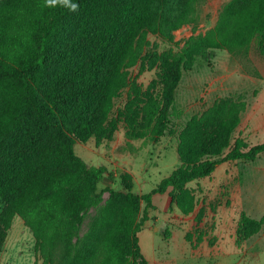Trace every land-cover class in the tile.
Instances as JSON below:
<instances>
[{
  "label": "trees",
  "instance_id": "1",
  "mask_svg": "<svg viewBox=\"0 0 264 264\" xmlns=\"http://www.w3.org/2000/svg\"><path fill=\"white\" fill-rule=\"evenodd\" d=\"M194 12V0H0V251L17 215L43 264H149L137 232L154 193L170 188L169 205L188 215L197 203L190 181L211 175L220 163L264 153V141L248 146L238 136L231 143L246 104L229 96L182 125L179 164L150 192L135 193L127 172L119 174L122 191L98 190L106 167L89 166L74 151L75 141L111 140L119 124L128 138L156 142L174 132L175 89L195 57L244 51L254 39L264 52V0H227L215 24L189 35L177 50H159L149 40L151 34L172 43L173 32ZM147 71L154 76L143 84L138 77ZM123 92L125 101L115 108ZM90 209L96 213L81 233ZM263 224L264 215L241 212L235 244ZM193 228L202 239V228Z\"/></svg>",
  "mask_w": 264,
  "mask_h": 264
},
{
  "label": "rangeland",
  "instance_id": "2",
  "mask_svg": "<svg viewBox=\"0 0 264 264\" xmlns=\"http://www.w3.org/2000/svg\"><path fill=\"white\" fill-rule=\"evenodd\" d=\"M226 1L194 0L192 20L173 32L172 43L151 34L148 38L159 50H177L192 33L211 28ZM136 71L134 67L132 74ZM153 76L154 71H147L138 77V81L146 84ZM226 96L242 99L246 104L231 143L238 136L248 146L263 142L264 52L259 51L256 39L244 51L231 53L216 49L207 60L197 56L190 62L189 70H182L170 108L173 133H165L156 142L148 138L132 139L125 135L123 125L119 124L111 140L100 144L93 138L85 143L75 141L74 151L87 165L106 167L107 173L98 182V190L110 187L122 191L119 174L127 172L131 175L135 193L150 192L179 164L176 145L182 125L192 115L208 108L215 99ZM124 101L125 92L116 99L115 108L122 106ZM187 186L194 190L197 200L193 212L188 215L169 205L170 188L152 195L147 224L137 232L140 250L149 264H264V224L243 244H235L240 213L256 219L264 215V153L253 161L236 159L220 163L211 175L192 180ZM107 196L108 192L104 191L102 203ZM3 206L0 198V210ZM143 207L141 203V209ZM95 213V209L87 213L81 233L88 229ZM194 224L204 232L200 240L194 236ZM187 232L193 233L191 240L185 239ZM209 239L214 241L212 245L208 243ZM0 264H43L35 249L32 232L17 215L7 230Z\"/></svg>",
  "mask_w": 264,
  "mask_h": 264
},
{
  "label": "clouds",
  "instance_id": "3",
  "mask_svg": "<svg viewBox=\"0 0 264 264\" xmlns=\"http://www.w3.org/2000/svg\"><path fill=\"white\" fill-rule=\"evenodd\" d=\"M46 2L49 5H56L57 3H63L65 5L69 4V0H46ZM70 7H71L72 10H76L77 5L72 4V5H70Z\"/></svg>",
  "mask_w": 264,
  "mask_h": 264
},
{
  "label": "water",
  "instance_id": "4",
  "mask_svg": "<svg viewBox=\"0 0 264 264\" xmlns=\"http://www.w3.org/2000/svg\"><path fill=\"white\" fill-rule=\"evenodd\" d=\"M144 224H147V222H144Z\"/></svg>",
  "mask_w": 264,
  "mask_h": 264
}]
</instances>
